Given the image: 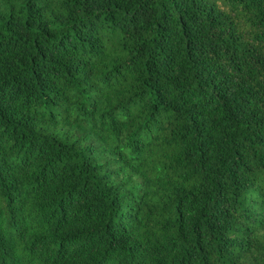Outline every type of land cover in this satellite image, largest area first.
Masks as SVG:
<instances>
[{"label": "trees", "instance_id": "trees-1", "mask_svg": "<svg viewBox=\"0 0 264 264\" xmlns=\"http://www.w3.org/2000/svg\"><path fill=\"white\" fill-rule=\"evenodd\" d=\"M0 264H264V0H0Z\"/></svg>", "mask_w": 264, "mask_h": 264}]
</instances>
